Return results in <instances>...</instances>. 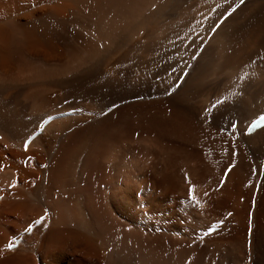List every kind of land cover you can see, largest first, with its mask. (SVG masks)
I'll use <instances>...</instances> for the list:
<instances>
[{
	"label": "bare ground",
	"instance_id": "1",
	"mask_svg": "<svg viewBox=\"0 0 264 264\" xmlns=\"http://www.w3.org/2000/svg\"><path fill=\"white\" fill-rule=\"evenodd\" d=\"M118 79L105 94L84 86ZM262 113L264 0H0V264H126V249L139 264H194L199 246L154 245L147 219H117L103 197L126 177V153L149 175L139 190L155 181L165 193L177 190L179 167H194L165 153L198 149L219 155L217 172L233 161L204 182L208 200L227 198L240 223L249 205L251 221L260 179L250 198L240 181L251 179L245 154L264 173V127L247 134ZM258 199L264 214V181ZM41 214L48 230L36 223L9 247ZM228 239L223 264H247L240 237ZM255 240L249 262L264 264V233Z\"/></svg>",
	"mask_w": 264,
	"mask_h": 264
},
{
	"label": "rangeland",
	"instance_id": "2",
	"mask_svg": "<svg viewBox=\"0 0 264 264\" xmlns=\"http://www.w3.org/2000/svg\"><path fill=\"white\" fill-rule=\"evenodd\" d=\"M103 78H105V77H103ZM103 78L101 77L100 79H103ZM119 80H121V79L108 80L106 82H104L102 80H100V81L95 80V81H90L91 83L86 82L84 86H86V88H87V93L97 91L99 93L105 94L106 92H108L111 89L110 86L118 85L120 82ZM89 83H90V85H89ZM87 84L89 86H87ZM88 90H89V92H88ZM92 90H94V91H92ZM123 92H126V90L125 91L120 90V92H117V94H119V93L121 94ZM110 97H112V96L110 95ZM140 100H142V98H137V99L134 98V99L129 100L128 102H135V101L138 102ZM121 104H123V106H125L126 101H123ZM119 105L120 104L114 105L109 110L111 112H113L114 109L118 108ZM177 151L178 152L182 151V152L178 153ZM126 152H127V150H126ZM166 154H169V155H166ZM245 156H247V154H245ZM245 156H244V160H245V163L246 162L247 163L244 164L245 166L242 165L243 166L242 171L248 172L251 175V179H248V181H246V179L242 178V180L240 181L241 176H242L240 173L239 174L241 176L239 174H237L238 175L237 177H240L238 179L240 181V183L243 182V183H241V186L244 189L248 188L250 190V193L246 192L247 194H249L248 198H250V194H252L251 191H253V188L255 186V184L252 181H254V178L256 179L257 175L259 176L258 178L260 179V182H258V184L256 185L257 189L255 192L254 200H253V203L251 205V209H250V213H249L250 214V220L252 222L248 221L247 216H246V213L249 209V205L247 207L248 209H246L244 212V221H242L240 223V221H236L233 217L234 213H236V212L233 210H228L229 208H231V205H230L231 202H229L227 198L225 199V198L219 196L220 200L218 197H217V199L216 198L213 199L214 201L208 200L210 198V195L206 192V189L209 185L207 183H204V182L205 181L207 182V178H209L212 171H214V173L217 172V169L214 170V168L218 166V162H219L218 159H220V157L216 153H213V152L211 153L208 151L207 152L201 151L198 149L190 150L188 152H186L184 150V154H183L182 149L173 148V149H170L169 151H167V153H165V157H168V158H165L166 161L167 160L169 161L168 163H170V162L172 163V162H175L177 160H182V161H184L185 166L189 165V164H192L194 166L193 168H190V170H191L190 172H188V169H186V167H179L180 169L178 168V170L180 171V174H179V176H177V178L174 181V184L177 185V190L174 188L175 190L171 189L170 191L165 192V193L161 192L162 190H161L160 183H158L156 185L155 181L150 182L152 187H150V189L148 188L147 193H145V192L143 193V191L139 190L144 185V183L148 179L149 175L145 172V170H143L142 168H139V166L136 165L137 164L136 159L132 158L130 156L129 152H128V154L126 153V177L124 178L123 181L120 182V184L112 187L111 192L113 195L112 194H109V195L106 194L103 197V202L105 203L107 208H108L109 202H114L113 205L117 209V213H116L117 215L113 214V213L111 215H113V217H115L117 219L120 217L123 220H126L127 223L131 222L132 219H136V220L137 219H140V220H143V219L146 220L147 219V221H149V223L147 221H143L144 223L149 224V225H147L148 231L145 232V235L148 238L149 237L151 238L152 241L151 240H149V241H151V243L154 242L153 243L154 245L160 244V242H162L163 239H167V240L169 239L168 240L169 242L164 240L160 245L165 244L164 242L166 241V244H170L173 247L178 246L179 248H182L184 246L183 249H187L193 245L192 247H193L194 251H195V248H198V249H196V251L198 250L197 253L195 252L196 255L194 254L193 259L196 261V262L193 261L194 264H215L217 262H218V264H223L224 261L227 260V258H228L227 256H229L228 255L229 251L232 252L231 249H234V247L231 246L232 243L230 244V241L228 239L230 237H240L242 243L245 245V248H247V249H245V251L246 250L247 251L245 253H243L244 257L247 261V264H250L251 260L254 257V253H255V248H256V245H255L256 240L255 239L260 238L262 236V234L264 233V214H256L257 204L259 203L258 198H260V195L262 192V187H263L264 173H262L260 171H258L260 173L255 172L256 167L252 166V168H251L250 166H248L247 164H249L250 160L248 157H245ZM228 162L233 163V161H230V160H228V161L226 160V162H223L221 167L219 168V170L217 172L218 175H217L216 179L219 178V175L221 174L223 168H225V165L228 164ZM236 166H237L236 163H234L232 167L229 165L226 168V170L224 171V174L229 173V171H231L232 168L234 170H236L237 169ZM102 174H103V172H101V175ZM224 174H223L221 179L225 178ZM101 175L99 176V181H100V179L103 180L105 177V175L104 176L103 175L101 176ZM193 175H194V177H193ZM188 176H189V179H187ZM158 180H159V178H158ZM192 180L198 181L196 183L197 185H195L193 187H196V186L202 184L201 187L194 188V189H193V187H189L191 185V183L193 182ZM159 181L161 183L163 182L162 180H159ZM222 185H220V187ZM185 186H186V188H185ZM180 188H182V189L180 190ZM191 188H192V190H191ZM154 189H156V190H154ZM105 190L102 188L101 182H99L98 183V191L100 193H102V192H105ZM214 190H215V192L220 193L222 189L215 186L213 191ZM154 191H155V193H157L158 195L161 196V200H159V201L153 200L154 202L150 201L148 195L153 194ZM200 191L202 192V194L199 197L198 193ZM180 193H183V194L181 195ZM246 193H244L242 195L243 198H246L248 196V195H246ZM114 194H115V196L116 195H119V196L124 195L125 201H122L121 198H119V196L114 198ZM117 198H118V200H117ZM202 199H204V200H202ZM221 199H223V200H221ZM107 201H109V202H107ZM127 204L130 206V207H128V209L130 208V210H129V213L126 214L127 219H124L122 214H123V211L126 210ZM110 211L112 212V210H110ZM135 217H137V218H135ZM253 217L254 218L256 217V218L254 219ZM47 218H48L47 214H41L40 216L36 217V219L31 220V222H29V225H27L28 223L26 224L27 226L25 225L26 228L24 227L23 229L20 230L21 233H18V232L16 233V234L20 235V236L17 235L18 236L17 239L22 238L23 243H25L26 240L29 238V235L32 234L33 230H31V229H32V227L36 226V223H41V224L43 223L42 224L43 229L48 230L49 225L47 223ZM128 218H130L131 220ZM38 219L40 221L42 219L43 222L42 221L38 222L37 221ZM256 219H257V221H256ZM32 221L35 223H33ZM214 225H218L220 227L219 231L215 232L212 235H207L209 228L214 226ZM162 226L164 227V231H167V230H169V231L167 233L162 232L161 228H160ZM255 226H256V228H255ZM46 227H47V229H46ZM235 230H236V232H235ZM25 236H26V238H24ZM22 241H20V242H22ZM33 245L34 244H31L30 246L33 247ZM194 245L199 246V247L194 248ZM216 246H218V247H216ZM226 246L229 248L225 249ZM230 247H231V249H230ZM199 248H201L200 252H199ZM19 249H21V248H19ZM222 249H225V250H222ZM218 250L220 252H218ZM261 251H262L261 256L264 259V245H263V248L261 249ZM250 252H251V254H250ZM225 254H227L226 257H224ZM195 256H197V257H195ZM217 256H219V257L217 258ZM250 257H251V260H250ZM249 260H250V262H249ZM126 264H139V253L135 249H126Z\"/></svg>",
	"mask_w": 264,
	"mask_h": 264
},
{
	"label": "snow or ice",
	"instance_id": "3",
	"mask_svg": "<svg viewBox=\"0 0 264 264\" xmlns=\"http://www.w3.org/2000/svg\"><path fill=\"white\" fill-rule=\"evenodd\" d=\"M9 247H12V245L10 244Z\"/></svg>",
	"mask_w": 264,
	"mask_h": 264
}]
</instances>
